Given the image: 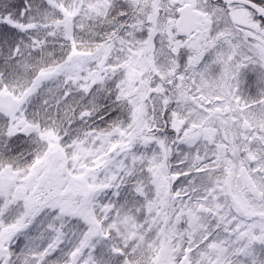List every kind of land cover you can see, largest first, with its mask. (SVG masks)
Returning <instances> with one entry per match:
<instances>
[{
  "label": "snow or ice",
  "instance_id": "snow-or-ice-1",
  "mask_svg": "<svg viewBox=\"0 0 264 264\" xmlns=\"http://www.w3.org/2000/svg\"><path fill=\"white\" fill-rule=\"evenodd\" d=\"M0 264H264V0H0Z\"/></svg>",
  "mask_w": 264,
  "mask_h": 264
}]
</instances>
